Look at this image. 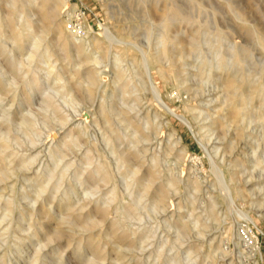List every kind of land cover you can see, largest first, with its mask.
<instances>
[{"label":"rangeland","instance_id":"obj_1","mask_svg":"<svg viewBox=\"0 0 264 264\" xmlns=\"http://www.w3.org/2000/svg\"><path fill=\"white\" fill-rule=\"evenodd\" d=\"M52 7L0 0V264H264V0ZM166 28L151 73L191 128L140 89Z\"/></svg>","mask_w":264,"mask_h":264},{"label":"bare ground","instance_id":"obj_2","mask_svg":"<svg viewBox=\"0 0 264 264\" xmlns=\"http://www.w3.org/2000/svg\"><path fill=\"white\" fill-rule=\"evenodd\" d=\"M43 1V0H42ZM61 3V0H53V7H52V15H55L56 14V11H57V8L59 7ZM48 4H42L40 9L41 11L43 12V18L44 19H47L49 18V15L47 14V6ZM167 13L169 11H171L170 7L167 9ZM74 11V10H72ZM173 14L174 12L171 11ZM73 13V12H72ZM169 14V13H168ZM60 15V14H59ZM58 15V16H59ZM73 15V14H72ZM12 19L9 17L6 19V22L7 23H11ZM5 23V22H4ZM25 28L26 27H29L31 25V23L25 18ZM2 26H3V21L0 20V33H1V29H2ZM7 26V25H6ZM24 31V30H23ZM23 31H20V30H16V32L14 33V39H15V42L20 46L21 45V42H22V37L24 36V32ZM56 31H57V35L58 37L62 40L63 42V46L67 49L68 48V45L70 44L69 43V40L66 39V35L64 34L62 28L60 25H58L56 27ZM255 31V30H254ZM86 33L88 34V30L86 31ZM169 39H170V35L168 33V30L167 28L165 29V31L161 34L160 36V44H161V50L158 52V51H155V52H151L149 51L148 53H145L144 54V57L142 59V76H143V79H144V82L141 84L140 86V89H145V88H148V89H151V91L153 92L152 96H153V99L154 101L156 102V104L158 105L159 109L163 110L164 114L169 116V117H172L174 119H176L177 121L181 122L182 124H184L185 126H187L188 128H191L189 122L184 118L182 117L181 115H179L174 109L170 108L161 98L160 94L158 93L157 91V86L154 82V77L151 73V68H150V62L152 63H155L158 65V70L161 74V76L163 77L164 76V70H163V66L161 64V60L162 58H166L168 56V52H167V43L169 42ZM75 40V39H74ZM257 40V39H256ZM258 41L261 43V45L264 46V39H261L260 37L258 38ZM61 43V42H60ZM85 43V39H81L80 40V44H78L79 46L77 47V50L80 49V46L84 45ZM233 50V60L234 61H238V57H237V51L235 48H232ZM220 63V62H219ZM12 67V66H11ZM217 70H220V71H223L224 67L223 65L220 63V64H217V66L215 67ZM245 80V79H244ZM243 80V81H244ZM162 81V80H161ZM236 82L232 79H227V86L228 87H239L242 82V80L239 81V85H236L235 84ZM90 86L92 85H95L96 84V78L94 76V74H91L90 76V82H89ZM236 85V86H235ZM2 87L1 85V82H0V88ZM188 110L190 112H192V116L195 117V112H197V109L195 106H189L188 107ZM232 112H233V116H237L239 114V109L237 108V106L235 105V107H233L232 109ZM152 116V114H151ZM2 146L5 148L7 146L6 142H2ZM0 160H2V157L0 158ZM233 177H230V180H233L232 179ZM236 182V181H234ZM237 183V182H236ZM245 191V188L241 185V183H237V185H235L233 187V189H226V191L224 193H222L221 197H222V200H230V201H233V199L241 194H243ZM212 203V209L215 210L216 207H217V203L215 201H211ZM262 203V202H261ZM212 211V210H211ZM262 213V212H261ZM247 218V217H245ZM245 221V219H244ZM240 228V227H239ZM242 234H239V238L244 242L246 243L247 245H252L254 248V250H256L254 247V241L251 237H249L248 233H247V230L243 229L242 231ZM236 243V242H235ZM238 245V244H237ZM242 246V245H241ZM212 247V246H211ZM240 249V250H239ZM238 250H239V253L240 251L242 250V248L240 247ZM243 251V250H242ZM241 251V253H242ZM252 252V251H250ZM249 253V252H248ZM247 253V254H248ZM245 254V253H244ZM252 254V253H251ZM250 255V254H248ZM253 255V254H252ZM255 256V255H254ZM249 257V256H248ZM253 260V258H252ZM223 264H225V262H223ZM243 264V263H242ZM247 264V263H245Z\"/></svg>","mask_w":264,"mask_h":264}]
</instances>
